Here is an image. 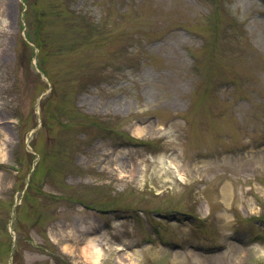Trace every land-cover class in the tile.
<instances>
[{
    "label": "rangeland",
    "instance_id": "374dc122",
    "mask_svg": "<svg viewBox=\"0 0 264 264\" xmlns=\"http://www.w3.org/2000/svg\"><path fill=\"white\" fill-rule=\"evenodd\" d=\"M0 264H264V0H0Z\"/></svg>",
    "mask_w": 264,
    "mask_h": 264
},
{
    "label": "bare ground",
    "instance_id": "6f19581e",
    "mask_svg": "<svg viewBox=\"0 0 264 264\" xmlns=\"http://www.w3.org/2000/svg\"><path fill=\"white\" fill-rule=\"evenodd\" d=\"M173 166L177 170V172L179 173L177 165L176 166L173 165ZM131 175L132 176H134V175L136 176L135 168L132 169ZM90 240L91 241H90L89 245L84 249V254H85L86 257H88V255H91V257L95 260L94 263H98L101 260L102 256H103L102 251L99 248V246L97 245V241L96 240H93V239H90Z\"/></svg>",
    "mask_w": 264,
    "mask_h": 264
}]
</instances>
